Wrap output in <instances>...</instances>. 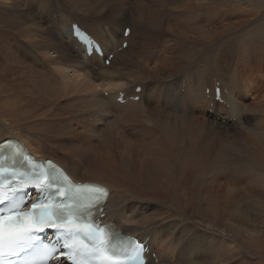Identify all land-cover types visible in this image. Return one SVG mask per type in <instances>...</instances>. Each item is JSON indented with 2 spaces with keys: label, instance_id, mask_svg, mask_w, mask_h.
I'll return each instance as SVG.
<instances>
[{
  "label": "bare ground",
  "instance_id": "1",
  "mask_svg": "<svg viewBox=\"0 0 264 264\" xmlns=\"http://www.w3.org/2000/svg\"><path fill=\"white\" fill-rule=\"evenodd\" d=\"M60 1L0 0V143L21 141L77 183L108 187L106 223L149 239L157 264H250L248 245H230L250 223L248 191L241 194L250 171L201 145L196 108L213 124L249 116L239 101L248 88L225 67L264 49V0H133L131 17L130 0ZM248 17L255 20L238 29ZM74 23L102 44L104 58L86 55ZM221 38L228 52L212 48ZM254 135L252 146L264 138ZM251 156L264 172V155ZM221 180L227 200L213 191Z\"/></svg>",
  "mask_w": 264,
  "mask_h": 264
},
{
  "label": "snow or ice",
  "instance_id": "2",
  "mask_svg": "<svg viewBox=\"0 0 264 264\" xmlns=\"http://www.w3.org/2000/svg\"><path fill=\"white\" fill-rule=\"evenodd\" d=\"M9 160L0 156V264H140L145 245L99 223L106 189L74 184L51 162L20 174ZM25 183L40 197L27 212Z\"/></svg>",
  "mask_w": 264,
  "mask_h": 264
},
{
  "label": "rangeland",
  "instance_id": "3",
  "mask_svg": "<svg viewBox=\"0 0 264 264\" xmlns=\"http://www.w3.org/2000/svg\"><path fill=\"white\" fill-rule=\"evenodd\" d=\"M60 4L62 5L63 3L60 1ZM130 4L131 5L127 3L129 17L132 16V9H134L133 0H130ZM223 5H226V3L223 4L222 2L221 5V9L225 11L228 5L225 7ZM51 12L56 16L57 8H51ZM232 13L233 12H231V15ZM254 20V18L250 17L236 20V27L238 29L243 28ZM169 21V24L173 22L171 19H169ZM226 24H230L229 19ZM51 26L53 27L52 24L48 26L49 29H53ZM126 28L131 27L129 25ZM193 38L196 39V37ZM138 40H140V38L137 39L136 37V41ZM216 42L217 53L223 51L228 52L224 48L222 38L213 41V49H215L214 43ZM242 45L243 44H240L239 46ZM71 51L74 53L73 49ZM243 58L246 59L244 62L239 65L237 62L234 64L229 63L225 69L227 78L235 75L236 80L248 88V91L246 90L248 97L246 99L241 98V100H239L240 103L244 104V108L249 113L247 119L240 120V117H234L231 118L229 122V120H222L221 118L215 119L214 117L216 124H213L205 119L206 110L204 106L201 105L196 108H200V112L197 115V126L199 127L198 130L201 131L200 143L202 146L212 150L213 152L220 150L222 151L220 154H229V156L236 162L244 165L250 171V174H245V176L250 179L246 178L247 182L244 185V188L241 189L242 196H244L245 191H248L250 223L240 231L237 241L232 242L230 245L232 248L237 247V252L242 248V245H248L250 249H247L250 264H264V187L262 186L264 179L258 180L264 176V172L259 168V166L254 164V157L251 156V154L264 155V138H262V142H260V144H256V146L248 144V142L253 139V136H255L254 134H261L264 136V49L258 48L255 50H249L245 55H243ZM97 69L93 70V67H91V70L94 73H99L100 70ZM163 83L165 84L166 82ZM156 84V82H153V85L157 86ZM100 87H102V84H100ZM106 95L108 96V94ZM206 95L208 98L210 97V95ZM218 105L224 109V104L219 103ZM228 106H230V104ZM223 109L219 110L221 111ZM230 110L231 109H229V111ZM255 131L259 133H255ZM224 150H229L231 152H225ZM236 179L241 181L238 176H236ZM213 191L220 194L221 199L227 200L230 197L229 188H227L225 180L219 181ZM238 195L236 198H239Z\"/></svg>",
  "mask_w": 264,
  "mask_h": 264
}]
</instances>
